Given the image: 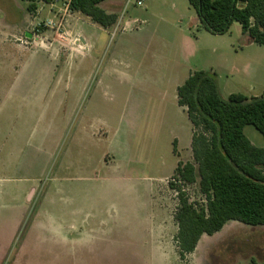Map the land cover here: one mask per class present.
I'll use <instances>...</instances> for the list:
<instances>
[{"label":"rangeland","instance_id":"obj_1","mask_svg":"<svg viewBox=\"0 0 264 264\" xmlns=\"http://www.w3.org/2000/svg\"><path fill=\"white\" fill-rule=\"evenodd\" d=\"M112 1L99 5L118 16L112 27L40 18L18 54L1 41L26 3L0 0V264H264V226L235 221L180 262L168 187L177 163L193 162L177 87L201 70L223 98L258 97L264 46L237 23L210 34L187 0ZM181 188L204 203L197 184ZM77 228L81 241L58 236Z\"/></svg>","mask_w":264,"mask_h":264},{"label":"trees","instance_id":"obj_2","mask_svg":"<svg viewBox=\"0 0 264 264\" xmlns=\"http://www.w3.org/2000/svg\"><path fill=\"white\" fill-rule=\"evenodd\" d=\"M30 14L37 3H65L102 29L118 19L99 5L105 0H20ZM200 26L212 35L240 25L253 43L264 46V0H187ZM177 105L191 125L193 162H178L170 190L176 193L173 237L180 262L194 252L203 236H213L226 223L235 221L251 227L264 226V92L258 97L240 93L223 98L213 72L194 71L176 89ZM253 127L263 139L253 145L244 127ZM173 142V152H175ZM176 181L177 183H174ZM197 184L204 203H193L181 186Z\"/></svg>","mask_w":264,"mask_h":264},{"label":"crops","instance_id":"obj_3","mask_svg":"<svg viewBox=\"0 0 264 264\" xmlns=\"http://www.w3.org/2000/svg\"><path fill=\"white\" fill-rule=\"evenodd\" d=\"M112 3H115L116 5H120V4H122V1L113 0ZM26 6H27V3H26ZM26 6H25L24 11H22L23 8H20L15 14L12 13V15L14 17L9 21L10 23L7 24L8 25V27H7L8 29L6 31L7 33H4L3 40L1 41V44H7L9 48L14 47L16 53H18V54L26 53V52H23V50H22L23 45L19 44L18 41L20 40V38H19L20 34L22 33V30L27 25V23L35 24L40 20V18L45 17L44 19L48 20L51 24L58 26V24L61 25L62 23H64V25L71 27V29L73 30L75 28V26L77 27V23L79 22V19L81 17H84L78 13H70L67 10V5L65 3L61 4V2L53 3V4H45V3L39 2V3H37V10L35 11V13H32V14H30L26 11ZM56 9H57V12H55ZM59 12H60V14H59ZM61 16H62V18L59 19ZM84 18L88 19L86 17H84ZM12 38H14V40H11ZM23 38L25 39V41H27V42H25L26 44H29V42L32 40L31 34L29 32H23ZM250 41L252 42L251 39H250ZM14 49L12 48V50H14ZM28 54H32V52L30 51V53H28ZM9 57H15V55H12ZM24 66H25V64H22L21 66H19L18 69H16L14 71L15 72L14 81L20 75V72L23 71ZM217 85H218V82H217ZM218 89H219V86H218ZM219 92H220V89H219ZM176 103H177V100H176ZM191 135H192V131H191ZM173 142H175V144H176L175 146H178V141L176 139ZM190 142H191V140H190ZM189 146H190V143H189ZM33 189L34 188L32 187L29 190V192L32 191ZM23 219H24V214H23ZM74 231L75 232L73 234L69 233L67 236L66 235H58V236H63L62 241L65 242L68 237H71V236L75 237L76 234H78L76 237L80 240V238H81L80 235H82L81 231L78 228Z\"/></svg>","mask_w":264,"mask_h":264},{"label":"built area","instance_id":"obj_4","mask_svg":"<svg viewBox=\"0 0 264 264\" xmlns=\"http://www.w3.org/2000/svg\"><path fill=\"white\" fill-rule=\"evenodd\" d=\"M130 2V0H128ZM136 5L139 7H144V0H135Z\"/></svg>","mask_w":264,"mask_h":264}]
</instances>
